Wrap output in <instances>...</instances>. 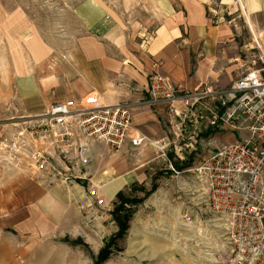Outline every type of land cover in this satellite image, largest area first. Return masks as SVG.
<instances>
[{
  "label": "rangeland",
  "instance_id": "obj_1",
  "mask_svg": "<svg viewBox=\"0 0 264 264\" xmlns=\"http://www.w3.org/2000/svg\"><path fill=\"white\" fill-rule=\"evenodd\" d=\"M2 1L11 5L15 2L14 5L24 11L31 23L27 33L30 35L33 29L35 38L41 42L47 52L45 56L47 59L44 61L35 59L30 48L33 43L31 41H23L21 44L20 42L18 44L0 42V143L2 139L7 138L10 148L15 145L12 150L9 149L4 153L1 151L0 160L6 158L13 163H16L19 158L22 160L19 166L21 171L18 172L21 179H14L8 184L0 182V196L16 190H20L19 193L22 195H31L33 190L36 192L39 190L42 196L56 195L60 202L58 201L48 214L47 207L42 202L40 213H38L32 211L31 202L25 199L20 204L24 212V228L21 230H17V226L7 227L0 220L1 233L8 237V240L3 243L5 252L0 253V263L95 264L101 247L112 240L119 230V227H113L111 222L115 220L113 216L115 208L121 205L120 199L117 196L115 202L109 203L111 214L98 213L88 210L90 208L86 204L90 200L89 190L93 187L88 179H80L86 181V184L82 192H78L74 187L82 186L79 182L70 184L69 180L60 181L49 187L36 184L27 178V174L34 175L30 170L31 159L27 151H23L22 146L25 143L32 144V138L26 131L22 118L38 112L30 111L28 104L21 99L16 71H19L22 61L28 66L29 71L35 67L36 71L40 72L46 64L39 68V61L45 63L52 57L74 60L85 39L98 41L107 48L109 53L115 50L117 56L121 58L119 48L130 49L134 43L149 41L156 35L161 25L156 9L157 0ZM89 1L102 4L105 11V17L101 23L93 28L85 24L79 12L80 7ZM255 40L260 42L264 51V18L259 20L252 18L249 21L246 16L238 46L240 48L245 46L244 50H250L252 46L256 48ZM19 46L24 47L21 49L26 56L25 59L18 58V55H21L17 53L19 49L16 47ZM253 53L250 58L245 59L243 56L240 61L243 63L256 61L258 67H261L263 52L255 49ZM240 61L237 64H240ZM58 75L59 87L47 90L46 94L50 100L48 105L61 100L78 101L79 99H69L71 96L64 85L65 75L61 71ZM237 77L238 73L235 72L234 79ZM233 84L234 82L231 86ZM92 93L94 92L84 95L82 99L85 100ZM19 133L22 136L18 135ZM206 143L203 141L201 144ZM210 144V151L218 148L214 147L213 143L210 142ZM205 155L200 153L194 155L193 159L192 155L187 154L184 160L187 163H194L189 168L192 169L198 165L196 158ZM55 158L52 171H55V174L60 173L59 179L67 178L63 170V162L68 164V162L73 163L74 160L71 158L67 160L62 155H57ZM168 159L179 174L171 169L165 170L164 164L161 163L149 172V184L146 187L134 186L122 192L125 196L123 211L130 217L129 227L123 237L117 239L111 246L108 245L109 258L103 264H208L206 261L208 257L203 250L206 234L202 233V229L207 227L206 217L209 216L204 204V186L199 183L193 173L187 172L189 169H178L185 162L178 159L174 152L169 153ZM134 199L145 200L140 202ZM191 212L197 215L198 219L202 218L200 222H197L201 229L198 234L187 233L180 227V220ZM1 213L2 211L0 216ZM32 215L34 218L37 217L38 223L33 231L30 225L33 220ZM107 216H111L114 220L107 221ZM16 238L19 240L16 241ZM3 246L0 245L2 248Z\"/></svg>",
  "mask_w": 264,
  "mask_h": 264
},
{
  "label": "crops",
  "instance_id": "obj_2",
  "mask_svg": "<svg viewBox=\"0 0 264 264\" xmlns=\"http://www.w3.org/2000/svg\"><path fill=\"white\" fill-rule=\"evenodd\" d=\"M14 3L11 5L0 0V42L21 44L23 41H31L33 43L30 48L35 59L44 61L47 59L46 50L35 38L33 29L28 35L31 23L24 11ZM156 9L161 24L156 35L143 43L137 40L130 49L119 48L122 59L117 56L115 50L109 53L98 41L85 39L74 60L52 57L45 63L39 61V68L46 64L40 72H37L35 67L29 71L22 61L19 71H16L21 99L28 104L32 112H42L49 108L51 104L48 105L50 100L46 93L48 89L59 87V71L65 75L64 85L71 96L69 99H80L94 92L105 104L147 101L148 75L157 69L186 91H195L205 83H211L218 88H228L236 80L234 74L239 70L237 63L246 48L238 46L246 16L249 21L252 18H264V0H157ZM79 12L89 28L100 24L105 17L102 4L94 1L83 4ZM16 48L19 49L17 53L21 55H18V58L25 59L22 50L24 47ZM206 106L211 109L214 104L207 102ZM205 110L202 111L203 115L207 112ZM132 124L137 133L148 140L144 145L136 147L126 141L121 150L113 154H109L100 142L87 145L81 152L76 151L78 142L72 146L73 149H52L54 158L62 155L67 160H74L73 163L68 162L69 165L63 162V170L68 183L79 182L83 186L74 187L78 192H82L86 184V181L80 179H88L93 184L92 188H98L104 205L98 207L89 200L86 203L90 208L88 210L111 214L109 203L115 202L116 197L126 189L134 186L146 187L149 184L148 174L154 167L163 163L165 170L170 169L172 163L168 156L171 152L185 162L187 154L192 155L193 159L194 155L206 154L205 145L201 144L203 141L211 142L214 147L220 148L240 138L237 132L231 130L215 132L203 119L199 130L190 126L188 133L179 138L178 128L170 121L165 105L139 107L133 112ZM245 135L243 134L244 137ZM160 143L170 148L167 150V157L157 153V148H161ZM202 157L196 158L198 163ZM192 164L194 163L185 162L178 169L188 170ZM20 171L0 160V182L8 184L14 179H21L18 176ZM27 178L36 184L49 187L55 185L54 178L36 179L28 174ZM19 191L0 196V220L7 227L17 226V230L24 228V212L20 204L25 199L31 202L32 211L38 213L42 202L47 207L48 214L59 201L56 195L42 196L39 190H33L31 195H22ZM32 218L30 225L33 231L38 223L37 217L32 215ZM113 220L111 216H107V221ZM111 223L113 227L118 228L115 220ZM6 240L8 237L1 233L0 228V245L3 246ZM18 240L16 238V241ZM1 252H5L4 246L0 247Z\"/></svg>",
  "mask_w": 264,
  "mask_h": 264
},
{
  "label": "built area",
  "instance_id": "obj_3",
  "mask_svg": "<svg viewBox=\"0 0 264 264\" xmlns=\"http://www.w3.org/2000/svg\"><path fill=\"white\" fill-rule=\"evenodd\" d=\"M212 14L217 17L215 12ZM255 43L256 48L246 49L243 56L250 58L255 49L263 52L261 67L256 61L243 63L242 56L238 60V77L228 88L205 83L195 91H186L157 69L148 75L147 101L105 104L92 93L85 100L56 101L39 114L31 115L23 124L32 144L22 146L31 159V173L37 172V179L54 178L55 184L67 182V178L59 179L60 173L52 171V149H73L76 142L78 152L94 142L104 144L109 153L120 151L126 141L141 146L144 139L130 138L134 129L132 117L136 109L146 105H165L179 138L188 133L190 126L199 130L202 119L215 132H237V141L214 151L209 150L210 142L204 144L206 155L187 172L193 173L204 186V204L209 212L207 227L202 229L206 234L203 250L207 263L264 264V51L258 40ZM207 102L214 107L207 109ZM203 109L208 113L203 115ZM0 144L3 153L15 146L10 148L7 138ZM168 149L161 144L157 153L167 157ZM2 162L18 169L22 164L20 158L16 163L6 158ZM170 169L179 174L172 164ZM88 197L98 207L104 205L98 188H91ZM201 220L191 212L180 220V227L187 233L198 234L201 229L197 222Z\"/></svg>",
  "mask_w": 264,
  "mask_h": 264
},
{
  "label": "trees",
  "instance_id": "obj_4",
  "mask_svg": "<svg viewBox=\"0 0 264 264\" xmlns=\"http://www.w3.org/2000/svg\"><path fill=\"white\" fill-rule=\"evenodd\" d=\"M124 197L125 196H124L123 193H120L118 195V198L120 199L121 205L116 207L114 212H113L114 213L113 216L115 218L116 223L118 224V227H119L118 229L119 230H118L117 234L112 237V240H109L107 242V244L100 250V253L98 254V257L95 260V264H103L104 261H106L109 258L108 245L111 246L112 244H114L115 241L117 239H120L121 237H123L125 235L126 231L128 230V227H129L128 224H129V221H130V217L128 216L127 212L123 211V208H124V205H125L123 203V200L125 199ZM145 199H141V200L134 199V201L137 200V201L142 202ZM123 213H126V214H123Z\"/></svg>",
  "mask_w": 264,
  "mask_h": 264
},
{
  "label": "bare ground",
  "instance_id": "obj_5",
  "mask_svg": "<svg viewBox=\"0 0 264 264\" xmlns=\"http://www.w3.org/2000/svg\"><path fill=\"white\" fill-rule=\"evenodd\" d=\"M40 112H38V113H36V114H39ZM30 118H32L31 117V115H29L28 117L26 116V117H24V118H22V121L23 122H25V121H27V120H30ZM131 138V140L133 139V140H141V139H144V141L142 142V140H141V144L142 145H144L148 140L146 139V137L145 136H142L141 134H138L137 133V131L135 130V128L134 129H132V136L130 137ZM35 141L36 142H39L37 139H35ZM40 143V142H39ZM39 143L36 145V147L38 148V147H40V145H39ZM141 145V146H142ZM45 149H47L46 147H45ZM37 174V172H34V175H36ZM108 189V188H107Z\"/></svg>",
  "mask_w": 264,
  "mask_h": 264
}]
</instances>
